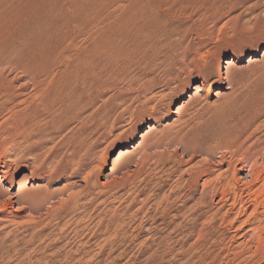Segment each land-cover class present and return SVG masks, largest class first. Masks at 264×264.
<instances>
[{
    "label": "rangeland",
    "instance_id": "rangeland-1",
    "mask_svg": "<svg viewBox=\"0 0 264 264\" xmlns=\"http://www.w3.org/2000/svg\"><path fill=\"white\" fill-rule=\"evenodd\" d=\"M255 20L259 24L254 27ZM150 24H158L161 31L150 29ZM90 30L95 31L96 41L100 39L98 46L113 43L116 50L100 47L92 59L100 99L107 101L103 112L110 118L91 151L87 172H94L95 186L91 195L78 196L83 207L71 208L70 193L53 200L54 222L71 224L80 214L85 220L79 228L66 226L61 234L54 224L46 226L39 239L29 236L33 225H0V264H264V250L255 251V239L248 238L250 227L241 226L255 205L259 213L264 211V165L254 156L264 147V104L254 105V98L264 90V0H0V51L12 53L20 66L27 62L28 68H40L44 61V67L52 50L73 54L86 48ZM167 34L175 41L181 37L189 47L198 41L205 44L203 52L212 54L205 73L188 75L174 69L165 79L130 59L137 54L162 59L153 48ZM23 43L32 51L28 53ZM226 62H231L227 76L217 77L220 69L225 72ZM112 64L115 73L127 67L126 74L112 79L99 73ZM184 79H190L188 86ZM2 80L12 96L28 84L24 74L9 68ZM144 91H148L147 104H143ZM27 93L5 109L0 102V159L12 166L19 158L28 164L34 158L49 160L54 152L52 143L28 147L26 135L15 131L13 114L27 107L22 103ZM60 152L66 156L63 149ZM253 159L259 160L261 181L250 177ZM21 164L10 172L16 182L29 174ZM115 164L118 169L111 173ZM211 171L213 177L222 172V180L209 181ZM65 174L52 182V192L71 182V193H78L82 175L70 170ZM30 183L33 189L43 186L38 180ZM8 211L14 223L21 221V213ZM43 214L41 210L31 217Z\"/></svg>",
    "mask_w": 264,
    "mask_h": 264
},
{
    "label": "bare ground",
    "instance_id": "bare-ground-1",
    "mask_svg": "<svg viewBox=\"0 0 264 264\" xmlns=\"http://www.w3.org/2000/svg\"><path fill=\"white\" fill-rule=\"evenodd\" d=\"M90 8H92V7H90ZM51 10H52V8H51ZM53 12H54V10H53ZM144 12H146V11L144 10ZM77 18H80V17H77ZM157 19H160V18H157ZM254 19H256V18H253V21H254ZM42 20L44 21V19H42ZM162 21L163 20L158 21V22H162ZM7 22H9V21H7ZM40 22H42V21L40 20ZM49 22H47V23L49 24ZM58 22H59V19H58ZM152 22H153V24L155 23L154 20ZM256 22H258V21L255 20L254 27L259 24V23L257 24ZM44 23H46V22H44ZM40 24L44 25L43 23H40ZM9 25H10V23H9ZM157 25L154 26V25L150 24V29L152 26L153 27L152 30H154V27H156ZM159 25L161 26V23ZM38 27H39V25H38ZM51 27L53 29V26H51ZM156 28L159 29V27H156ZM242 28H243V26H242ZM42 29H43V27H42ZM55 29L56 28L54 27V30ZM90 29L93 30V27H90ZM140 29H139V31H140ZM163 29H165V28H163ZM48 30H50V29H48ZM159 30L161 31V29H159ZM43 31L44 30H42L41 32L43 33ZM156 32H155V34H156ZM171 33H172V31H171ZM173 33H174V31H173ZM59 34L61 35V33H59ZM87 34L89 36L88 37L89 42H90L89 46H87L86 48L81 49V50L78 49L77 51H74L73 54H67V51L64 52L63 50L59 51L58 50L59 48L57 49L58 52L57 51L55 52L52 50V53L49 56V61H48V63L46 62L47 65H44V67H41L42 63L44 62L43 61L42 63H40L41 64L40 68H37V67L28 68V65L26 66L27 62L24 65L25 67L23 65L20 66V65L16 64V62L13 61L14 58H13V55H11L12 53L7 54V53L1 52L2 50L0 51V102H1L2 108L5 109L8 106V104H11V103L13 104V102L15 100H17V98L19 96H21L20 94L28 92L26 94V96H27L26 99L24 98L23 102H22V100H20L23 104H26L27 107L25 105L24 106L20 105V106H23L25 108L22 107L19 109H15L17 111L13 110L15 112L13 114V119H14V124H15V129H16L15 131H17V133H19L21 136L26 135V139H24L26 141H24V143H27L28 147H30L32 145L35 147L39 146L41 148H45L46 145L52 143L51 144V145H53L52 150L54 151L53 155H51V159H50V157H49V160H46V159L39 160V158L38 159L34 158L33 162L29 163V164L27 162L23 161L22 158H19L15 161V165L12 166L10 163H7L4 160L0 159V225H4V224H8V223H10V225L15 224V226H30L31 227L33 225L31 227V230L29 231L30 232L29 236L31 239H34L36 237H38V239H39V237L43 233V229H45L46 226H49L51 224H54V227L56 229L57 234H61L62 229H65L66 226L71 225V224H73L75 226V228L76 227L79 228V226H81V224H83V222L85 220L84 219L85 215H83V214L77 215L71 224H70L69 220H67V221L57 220L56 222H54L55 220L53 219V217L55 216L54 213L56 211H54L53 200H55L58 197L63 196L65 193H70L68 199L73 200L71 208L74 209L77 207H83V203L79 199L78 196H80V195H85V196L91 195V191H92L91 188H93L95 186L94 180L92 179V177L94 176V175H92L93 171L90 170L87 172V168L90 166V162L93 159L92 155H91V151L95 147L96 136L98 134L99 135L103 134L102 131L103 130L105 131L107 121L109 120L110 117L108 116L107 113L103 112V110L106 107L107 101H103L100 99L99 86H98V83L96 81V76L98 77V75H97V72L94 71V68L92 65V59L96 58V57H94V53L97 50H100L99 49L100 47L103 49L104 47L109 46L107 49H114L115 50V46H113V43L110 45H106V46H103L105 44H102V46H98L97 44L99 42L97 43V41H100V39H98L96 41L97 37L95 39V31L94 32L91 31V33L89 32ZM129 35H131V33ZM168 35L169 34H167L166 39L163 38L164 39L163 42H160V41H159L160 43L157 42L159 44L157 46L154 45V48H153L156 51L155 52L156 54L159 53L161 56H163L162 59L161 58H154L153 59L152 56H154V54L150 55V56H149V54H143L142 56H139L137 54V56H133L130 59L136 60L140 64H144L145 67L150 68L151 70L152 69L155 70L157 72V74L160 73L165 79H168V77L170 75H172V72L174 71V69H175V71L176 70L180 71V73L181 72L182 73L188 72V75H189V73H190V75H192V73H194V71H197L198 74L202 75V72L204 70H206L207 67L210 65V58L212 57V54L210 53V51L207 50V51L203 52V50L205 49V46H204L205 44L202 45V42L198 41V43L196 42L197 43L196 45L194 44L191 47H189V44H187V45L184 44V41L181 37L180 38L178 37L179 40L175 41L173 39L171 40L170 38H167ZM62 37H65V36H62ZM101 37H102V35H101ZM133 37H134V35H133ZM160 37H161V35H160ZM170 37H173V36H170ZM106 38L107 37H103L104 40H109ZM155 38H157V37H155ZM178 38H176V39H178ZM67 39H68V37H67ZM103 39H101V41ZM40 40L42 41V39H40ZM66 40H65V43H66ZM5 42H3V44ZM21 42L19 41L18 43H21ZM104 42L107 44L106 41H104ZM109 42H110V40H109ZM24 43L26 45L27 42H24ZM24 43H23V46H25ZM38 43H37V45H38ZM44 43H45V41H44ZM53 43H54V41H53ZM6 44H7V42H6ZM6 44H5V46H6ZM10 44H12V43H10ZM13 44H16V42ZM13 44H12V46L14 47L15 45H13ZM1 45H2V42H1ZM27 45H28V43H27ZM99 45H101V43H99ZM111 45L114 48H112ZM47 46L49 47V45H47ZM54 46H56V45L54 44ZM25 47H26V49L28 48V46H25ZM20 48H21V46H20ZM55 48H57V47H55ZM3 49H5V48H3ZM29 49L30 48H28V50ZM64 49H65V47H64ZM107 49L105 50L106 52H107ZM12 50H13V48H12ZM23 50H25L24 47L21 48V51H23ZM114 50L112 51V53L111 52H108V53L113 54ZM6 51H7V48H6ZM15 51H18V50H15ZM30 51H32V50H29L28 53ZM42 51H44V50H42ZM102 51L105 53L104 50H102ZM8 53H10V52L8 51ZM20 53L21 52L19 50V54ZM24 53H26V52H24ZM31 53H30V55H31ZM35 53L36 52L34 51V54ZM46 53H47V51H46ZM48 53H50V51H48ZM96 54H98V53H96ZM118 54H119V52L116 55H118ZM30 55H28V56H30ZM107 55H108L107 57L111 56L109 54H107ZM26 56H25V58H26ZM28 56H27V58H28ZM36 56H39V55H36ZM113 56H115V54H113ZM116 57L117 56H115L114 58L116 59ZM111 58H112V56H111ZM114 58L112 60L115 61ZM118 58H120V57H118ZM21 59H22V57H21ZM31 59H32V57H31ZM44 59L46 61L47 56ZM99 59H103V58H99ZM130 59H129V62H130ZM15 60H16V58H15ZM33 60H35V59H33ZM38 60H39V58H38ZM38 60H37V62H38ZM96 60L97 59H95V61ZM16 61H18V60H16ZM21 61H23V60H21ZM27 61H29V59H27ZM114 61H112V63L116 62V61L115 62ZM97 62H98V60L94 63H97ZM101 63H99V64H101ZM106 63H108V62H106ZM225 64H226L224 67L225 72H222V70L220 69L219 72L217 73V77L218 76L220 77L222 75L227 76V73L230 70L229 66L231 65V62H229V63L226 62ZM107 65H106V67H105V65H103V67H105V68L101 72H99L100 74H110L113 76L112 79H118V78H120L126 74L127 67H125V66H124V69L122 68V69L118 70L117 73H115L114 72L115 64H112L109 66H107ZM30 66H32V65L30 64ZM103 67H101V68H103ZM8 68L24 74L28 80V84L25 86H22V87L20 86V89L19 90L17 89L18 90L17 94H15L13 96L11 94V92H12L11 89L8 91V87L5 86L6 84H4V82L2 80L3 73L6 70H8ZM95 70H97V69H95ZM203 73H205V72H203ZM206 73H207V71H206ZM173 75H174V77H173V79H174L175 74H173ZM207 76H209V75H207ZM191 77H189V78H191ZM15 79L18 80V78H16V77H15ZM189 80H187V82H184V84H185L184 86H186L188 84ZM224 80H225V78H224ZM167 81H169V80H167ZM171 81H169V82H171ZM202 82H204V81H202ZM169 84L170 83H167V85H169ZM205 84H207V83H205ZM202 85H204V84H202ZM208 87H207V89H208ZM197 88H199V87H196L195 89H197ZM207 91H209V90H207ZM147 92L148 91H144L142 93V98L144 99L143 104L148 103V100L145 99ZM257 92H258V90H257ZM21 102L19 104H22ZM259 104H260V106H262L264 104V90L262 91L261 94L257 95L254 98V105L258 106ZM254 105H253V107H256ZM11 106H13V105H11ZM122 112L127 113L128 110L122 111ZM107 117H109V118H107ZM112 125H113V123L109 127L111 132H112ZM55 140H57L58 142L53 143V142H55ZM61 149H63L64 152H66V156H62V154L60 152ZM262 150H264V147H261L257 151V153L254 154V156L258 157V159L261 158L263 165H264V154L261 153ZM258 161L259 160L256 159L253 161V163H251L252 164L251 172L249 171L250 177L252 178L253 181H256V182H257V180L259 181L260 178L264 176V175L262 176V171L259 170L261 168H259V166H258ZM21 163H23V165ZM103 163H101V165ZM20 164H21V166H23L24 168H27L29 170V174H28V176H25L24 178H22L18 182H16L13 179L12 173L10 174V172L15 171L19 167ZM102 166L99 167V170H101L103 168ZM112 169L113 170H111L112 171L111 173H114L115 171H117L118 165L115 164V166ZM67 170L68 171L70 170V172H72V173H80L82 175V184H83L82 189L78 193L73 194V193H71V190L73 188L72 183L71 182H65L66 184L64 186L58 187L56 189L57 191L53 190L55 192H52V190L50 189V187L52 186V182L53 181L57 182L58 180L60 181V178H63L64 175H66L65 171H66V173L68 172ZM221 173L216 174L213 177V175H212L213 171H211L210 174H207V175H210V177H212L213 180L210 179L209 181L216 184V182L218 180L220 181V179L223 177L222 176L223 174H221ZM93 174H94V172H93ZM35 180H38L40 183L42 182L43 186L40 188L37 187L34 189L32 187H30L31 186L30 182L35 181ZM233 181H234V178H233ZM211 182H209V185L213 187V185H211ZM219 183H221V182H219ZM228 185H229V183H228ZM220 186H221V184H220ZM14 190H15V192H14ZM14 205H17L16 209H13ZM261 205H262V203H261ZM253 206L254 205H252V207ZM256 206L257 205L254 206V209L253 208L251 209L252 212L246 216V219L243 222H241V226L242 227L249 226L250 232H251L250 234H253V233L257 234V236H250V234H248L249 231L247 232V234L249 235L248 238L253 237L255 239V241H254L255 242V249H256L255 251L259 252V251L264 250V241L262 239L263 236L261 237V235H260L262 232H264V211L263 212L261 211L262 213H259L258 209H256ZM241 207H242V205H241ZM261 208H263V207H261ZM8 209H11L12 212L21 213L22 214L20 217L21 221L14 223L12 221V219H10V217H9ZM41 210H44V214L39 215L38 216L39 218L35 219V218L31 217L32 214H36V213L39 214ZM244 210H245V212L247 211L246 209H244ZM112 217L115 221L116 218L114 216H112ZM11 218H14V217H11ZM118 219H119V216H118ZM100 220L102 221V219H100ZM116 221H117V219H116ZM241 221H242V219H241ZM43 222H46V223H45V225H43L42 228H40V226H37V225L43 224ZM238 223H239V221H238ZM241 226H240V228H241ZM15 229H17V228H14V230ZM247 229H249V228H247ZM244 233H246V232H243V234ZM262 234L264 235V233H262ZM253 238H251V239L254 240ZM246 242L244 241V243H246ZM248 242L253 243L252 241H249V240H248ZM250 243H249V246L252 245V244L250 245Z\"/></svg>",
    "mask_w": 264,
    "mask_h": 264
}]
</instances>
